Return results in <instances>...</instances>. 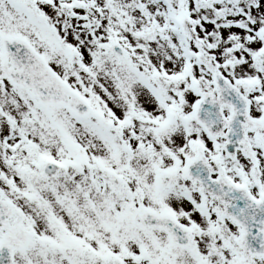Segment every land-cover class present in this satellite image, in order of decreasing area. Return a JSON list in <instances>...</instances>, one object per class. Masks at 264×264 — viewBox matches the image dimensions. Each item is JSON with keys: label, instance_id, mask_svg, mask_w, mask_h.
Returning <instances> with one entry per match:
<instances>
[{"label": "snow or ice", "instance_id": "1", "mask_svg": "<svg viewBox=\"0 0 264 264\" xmlns=\"http://www.w3.org/2000/svg\"><path fill=\"white\" fill-rule=\"evenodd\" d=\"M0 264H264V0H0Z\"/></svg>", "mask_w": 264, "mask_h": 264}]
</instances>
